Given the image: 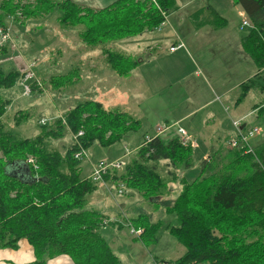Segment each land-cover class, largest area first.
Listing matches in <instances>:
<instances>
[{"label":"trees","instance_id":"16d2710c","mask_svg":"<svg viewBox=\"0 0 264 264\" xmlns=\"http://www.w3.org/2000/svg\"><path fill=\"white\" fill-rule=\"evenodd\" d=\"M233 2L242 6L252 25L242 45L259 70L238 87L237 103L254 91L259 100L253 109L258 111L256 117L263 119L264 0ZM176 8V0H117L97 10L70 0H0V26H6L9 15L19 9L24 19L58 9L60 23L84 24L83 42L89 47L102 44L106 63L123 76L137 66V58L103 47V43L157 30L166 21L165 15ZM202 12L206 14L203 22L209 20L217 24L215 28L227 24L210 0ZM24 19L16 16V22ZM4 52L6 49L0 50V54ZM5 70L0 65V248H18L25 238L35 253V260L27 264H47L62 254L70 256L74 264H121L102 233L105 214L89 207L88 195L99 182L83 173L84 158L75 154L81 151L79 145L88 150L94 144L108 147L122 141L130 131L140 128L141 120L121 109L107 108L99 100L87 99L57 117L54 124L42 125L37 135L19 137L16 131L6 129L2 116L12 103L8 95L23 74L18 69ZM54 76L58 77L56 88L64 85L59 83L63 79L74 80L69 72ZM30 82L35 90V81ZM165 124L173 126L154 134L150 141L143 140L128 159H119L121 167L111 169L103 182L110 178L153 202L168 196L171 186L179 184L174 202L162 209L173 216L167 224L169 233L185 247L176 264H264V137L253 144V152L230 147L225 139L207 156L198 157L195 147L183 143L175 122ZM67 130L74 136L79 131L83 134L64 143V150L54 147L53 142L64 138ZM30 154L37 163L29 162ZM195 164L199 173L188 180L182 172ZM125 218L143 228L140 239L145 244L157 240L162 219L152 221L147 213Z\"/></svg>","mask_w":264,"mask_h":264},{"label":"rangeland","instance_id":"374dc122","mask_svg":"<svg viewBox=\"0 0 264 264\" xmlns=\"http://www.w3.org/2000/svg\"><path fill=\"white\" fill-rule=\"evenodd\" d=\"M28 1L33 2V0ZM21 3L22 2H19V4ZM204 3L205 0H197L195 5L203 6ZM211 4L219 11V13H221L222 17L227 20L228 27L226 28V31L228 34L227 40H222L220 50L213 51L214 47H212L210 51L205 50L204 53L201 54V59L207 62L208 66L211 67L212 62H215L216 66L212 67V69H217L213 74L215 81H212L208 76L206 77L205 73L203 74L211 83L213 82V86L214 84L216 85V80L221 82L220 85L223 83H234L239 81L242 76L246 77V74L251 67H249V65H252L253 67V63L246 53H244L245 58L242 60L241 64L239 59L236 61L232 57L233 55H238L236 52L237 48L235 47L236 42L241 38L242 34L246 33L250 25L248 27L241 25L243 28H239L240 24H242V17L238 14V10L241 9V6H234L232 0H211ZM191 9L192 5L183 11H191ZM59 14L60 11L55 9L49 14H40L33 16L30 19H24L21 9H19L14 15H9L6 26H0L3 34L6 33L8 35V39L4 42V45H0V50L6 49V52L0 54V65L6 69L5 71H9V69H18L23 74L17 86L12 89V92L9 95L8 92L7 94H4L11 97L12 103L8 106L6 112L2 116V121L6 129L16 131L19 137L21 135L32 137L37 135L42 129L43 124H41V119H43V117L47 118V124L49 122L54 124L57 117L60 115L64 116L71 107L87 99H99L107 108H126L132 114H136V116L139 114L142 116L141 109H143L147 114L145 118L150 119L149 122L152 126L147 124V119H145L144 122L141 123L140 128L130 131L124 140L120 142L108 147L94 144L87 150V156L84 158L82 166L85 165V167H88L99 161L108 162L110 160L109 162H111L114 161L111 159L117 156H125L124 159H128V156L135 151L137 146H139L143 140H145L146 135L149 134L152 136L155 134V130L153 129L154 121L152 119L153 113L150 109H147L148 107L146 104L142 106L141 109L139 107L140 85L138 78L131 79L126 77L127 80H124V75L118 76L110 70V76H114L115 79H122L124 84H114V87L112 82H109L107 85L97 84L98 79L104 78L106 75L99 76V73L95 70L93 71L90 67L92 66V60L96 66L98 65L97 68L102 67L103 64L101 61L106 62V56L104 55L101 61L95 59L97 57L95 53L97 52L98 47L102 44H98V47H89L90 45L88 46L82 42L83 40L81 39L83 38L82 35L85 30V25H62L59 20ZM16 16L20 17V20L24 19L26 24H22L21 21L16 22ZM245 18L247 19V17ZM166 19L167 15H165V20ZM32 22L35 23L34 27L31 26ZM236 29L239 31V34L236 32ZM30 31L32 32L31 34H29ZM27 34V40H29V42L22 40L23 37L27 38ZM17 36H19V38H17ZM138 36L139 35L126 36L114 41L108 40L103 43V47L121 50L126 54L136 57L141 52L140 39ZM225 42L226 44L224 45L223 43ZM168 47L169 46L167 45V48ZM192 54L195 61L198 56H196V52H192ZM34 56L38 57L37 63H34V61L30 59ZM236 65H238V67H236ZM29 68L35 75L33 80L36 83V88L35 90L32 88L31 93L25 95L23 93L21 82L23 81L25 70ZM80 68L81 71L79 70ZM67 72L70 73V76L75 81L66 82L63 79L59 83L64 85L61 88H56L54 86V81L58 79V77L55 78L56 76L54 75L66 74ZM79 72H84L83 82H78L77 74H79ZM183 72L184 70L182 68L179 71V75H183ZM175 74H178V72H175ZM88 79L91 80L88 82ZM111 79L112 78H107V80ZM30 81L29 83H31ZM68 82H71V84H67ZM33 84L34 83L32 82L31 87H33ZM173 86L170 91H165L164 93L166 97L171 96L169 99L172 100V105L183 103L187 98L190 102V97H192V94L194 96V92L198 89V85L193 84L192 79L185 86L179 84ZM114 90L115 92H113ZM202 93L206 98L207 92L205 89H203ZM236 93L237 95L240 94L237 91L234 94H228L220 99L218 97L217 99L219 101H217L215 106H220L223 102L225 103V106L231 108L229 114L232 113L233 115H236L238 112V107L236 108ZM254 95L255 93L251 92L239 105V108L243 111L250 110L255 103ZM261 98L263 99V95H261L260 99ZM122 110L127 112V110ZM207 111L208 110L201 112L196 117V120L200 121L203 119ZM255 115L252 114V117L246 120L248 123V129L258 127L260 130L259 135L255 136V139H252V145L264 137V118L259 119L256 118ZM223 116L226 117L227 123L231 128V120L228 119V116L225 113H223ZM231 129L234 131L233 127ZM243 129L246 130L245 127ZM66 132L64 138L53 142L54 145H52L54 147L64 150L66 147L64 143H71L74 138V133L69 130ZM235 134L228 136V139L232 138ZM163 137L166 139L168 138L166 137V134H163ZM197 152L199 157L200 153L198 150ZM0 157H3L1 151ZM27 158H32V163H37V158L35 156L30 154ZM3 160H6V157L3 158ZM91 172L92 171H90V174ZM182 173H185L188 180H192L199 173L198 165L195 164L192 168L184 170ZM171 187L172 192L168 196L157 198L156 202L150 201L148 197H144L137 192H135V195L131 196V193L128 194V192L125 191V188H122L118 182L116 183V186H112V189L110 188L111 194L108 193L109 196L101 197V199H103L102 202L107 206L105 212L109 215L116 213V211L121 215L122 210H124V214L128 218L139 213H147L150 214L152 221L160 219L163 221L157 233V240L146 244L141 242L139 237L134 239L130 236L132 235L130 233V227L127 224V221L125 222L122 219V223H124L122 228H114V226L110 224L108 225L107 231H102V233H105L104 236L108 242H110V246L112 245L111 248H114V252L121 256V260H123L122 264H150L152 256L155 255L169 258L173 261L184 253L185 247L169 233L167 228V224L172 220L173 216L165 214L162 210L165 205L174 202L180 190L179 184L175 183ZM90 195L91 194L88 195L89 201ZM109 197H111L112 200ZM116 201H118L119 205L115 204ZM90 204L93 203L90 202ZM120 217L123 218V215ZM138 227L140 228L141 226ZM129 241H135L136 244L131 245Z\"/></svg>","mask_w":264,"mask_h":264},{"label":"crops","instance_id":"0c3cea01","mask_svg":"<svg viewBox=\"0 0 264 264\" xmlns=\"http://www.w3.org/2000/svg\"><path fill=\"white\" fill-rule=\"evenodd\" d=\"M50 1L63 2L65 0H50ZM70 1L77 5H81L84 7H89L97 10L107 7L113 4L114 2H116L117 0H70ZM207 1L208 0H205L203 6L202 5L197 6L195 5L197 3V0H176L177 8L170 11V13L167 14L166 23L160 29L154 31L147 30L139 34L138 37L140 39L141 52L138 54V56L134 57L137 58L138 64L135 68L131 70V72L128 75H124L125 77L124 80H127V78H131V79L138 78V82L140 85L139 107L141 109L142 106L146 104V106L148 107L147 109H150L151 112L153 113V118H152L154 121L153 129L155 130L158 124H164L167 121L175 122L176 125L183 127L191 135V140L194 144L193 147H195L199 151L200 155L203 156H207L211 148L215 144H217L218 141L228 139V136H232L233 134H235L236 131L232 123L233 120L239 119L242 121L243 126L247 127L248 123L246 122V120L251 118L252 114L254 115L255 113L258 114L257 110L253 109L254 106H252L250 110L243 111L242 109H240L239 105L242 102L237 103V98H238L237 93H236V108L238 107L237 109L238 112L236 115H233L232 113L229 114L231 108L225 106V103L223 102L221 103L220 106H215V104H217V101H219L217 99L218 97L220 99L221 97H225L228 94L231 93L234 94L235 92H237L238 87L244 81L253 77L255 74L258 73L259 70L256 64L254 63L253 59L251 58V56L243 49L242 40L243 37L249 31V27L245 26L248 27V30L246 31V33L242 34L241 38L237 40L235 46L237 48L236 52L238 53V55H233L232 57L236 61L239 59L241 64L242 60L245 58L244 53L248 54L249 56L248 58H250V60L252 61L253 67L252 65H249V67L250 66L251 67L248 73L246 74V77L242 76L240 78L241 80L239 79V81L237 82L230 84L223 83L222 85H220L221 82L216 80V85L214 84V86L212 84L213 82L211 83L208 80V78H206L208 76L212 79V81H215V79L213 78V74L217 71V69H212V67L216 66V64L215 62H212L211 67L208 66L207 62L201 59V54L204 53L205 50L210 51L212 47H214L213 51L220 50L222 45V40H227V34H228L226 31V28L228 27L227 20H226L227 24L222 28L221 27L215 28V26L217 27V24L211 23L209 20L203 22L204 19L202 20V18L203 16H206V14H204L202 11L206 6ZM232 3L234 6L240 5L234 3L233 0ZM191 5H192L191 11H183ZM238 12H239L238 13L239 16H241L243 20L246 17V14L242 6L241 9L238 10ZM198 14L201 15L199 18H198ZM21 23L26 24V22H21ZM31 26L34 27L35 23L32 22ZM239 28L240 29L243 28L241 27V24ZM236 32L239 34V31L237 29ZM31 33L32 32L30 31L29 34ZM26 37L27 38L23 37L22 40L29 42V40H27L28 34L26 35ZM17 38H19V36H17ZM180 42L184 44L182 47L175 49L174 51L170 50L171 46H174L175 44ZM223 44L225 45L226 42ZM167 45L169 46L168 48ZM100 47L101 46L98 47L99 50L97 49V52L95 53L97 55L95 59H98V61H101L104 55L102 52V47L101 48ZM192 52H196V56H198L195 61L193 59ZM30 59L34 61V63H37L38 57L34 56L31 57ZM101 62L103 64L102 67L97 68L98 65L96 66L94 61L93 60L91 61L92 66L90 67V69H93V71L95 70L96 72H98L99 76L106 75V77L104 78H99L97 84L107 85L109 82H112L113 87L114 84H121V83L124 84V81H122V79H115L114 76H110L111 75L110 70L118 76L121 75L117 74L114 70H112V68L106 62L103 61ZM236 67H238V65H236ZM182 68L184 70L183 75H179V71ZM175 72H178V74H175ZM83 73L84 72L82 73L79 72V74H77L78 82L84 81ZM203 73H205L206 77L204 76ZM135 74L138 77H136ZM107 78H112V79L107 80ZM191 79L193 80V84L198 85V89L194 92V96L192 94V97H190V102L189 99L187 98V100H185L183 103L172 105V100L169 99L171 96L166 97L164 94L165 91H170L172 89V86L175 84L185 86ZM90 80L91 79H88V82ZM203 89H205L207 92L206 98L202 95ZM113 92H115V90ZM254 96L256 103L259 100V97L258 94L256 93ZM95 100H99V99H95ZM117 109L127 110L126 108H117ZM205 110L208 111L204 116V118L201 119L200 121H197L196 117ZM127 112L129 111L127 110ZM129 113L132 114L131 112ZM141 113L142 116L140 114L138 116H136V114H132V115L138 117L141 120V123H143L144 120L147 119L145 118L147 114L143 109H141ZM223 113H225L228 116V119L231 120L230 123L231 128L233 127L234 131H232V129L230 128L229 124L227 123L226 117L223 116ZM256 118L259 117L257 116ZM149 120L150 119H147V124L151 125ZM141 144L142 142L140 143V145ZM139 146H137V148ZM124 158L125 156L123 157L117 156L112 158L111 160H118ZM91 166L92 165L88 167H85V165L82 166L83 173L88 177H90ZM112 186L113 187L116 186V183L112 181L110 178L104 182H99L97 185V189L94 192H92L90 195L89 207L99 209L105 214L106 223L103 227L104 231L108 230V225L110 224L114 226V228H118V229L122 228L124 224L122 223V220L124 221L126 219L124 210H122L121 215H119L117 211L116 213H112L111 215L105 212L107 206L105 205V203L102 202L103 199H101V197L107 196L108 193L111 194L110 188ZM120 186L122 188H125V191L128 192V194L131 193V196L136 194L134 191L127 189L124 185L121 184ZM109 198L111 199V197ZM90 202H92L93 204H90ZM115 204L119 205L118 201H116ZM122 215L124 219L120 217ZM104 234L105 233H103V235ZM130 236H132V238L134 239L138 238L134 235H130ZM140 241L143 242L141 239ZM129 242L131 245L136 244L135 241H129ZM117 256L120 258L122 264L123 260H121V256H119V254H117ZM154 258L172 261L169 258L160 257L156 255L152 256L151 261ZM34 260H35V253L33 247L25 238L19 241L18 248H0V264H27ZM176 260H173L172 262ZM47 264H74V262L70 258V256L66 254H62L49 259ZM203 264H210V263L204 262Z\"/></svg>","mask_w":264,"mask_h":264},{"label":"built area","instance_id":"2783aa9c","mask_svg":"<svg viewBox=\"0 0 264 264\" xmlns=\"http://www.w3.org/2000/svg\"><path fill=\"white\" fill-rule=\"evenodd\" d=\"M165 22H162L160 27L158 29H160ZM250 23L249 21L244 18L242 21V26H249ZM8 39V35L5 33L3 34L2 29L0 28V45L3 44L4 42L7 41ZM184 44L182 42L175 44L174 46L170 47V50L174 51L175 49H178L180 47H182ZM34 73L29 69L25 70V75L23 78V81L21 82V85L23 87V93L25 95H29L32 91V87L31 84H29L30 80H33L34 78ZM48 122L47 118L43 117V119H41V124L46 125ZM233 125L236 131V134L229 139L228 144L230 147H243L245 148L246 152H253L254 148L253 145L251 143L252 139H255V136L259 135L260 130L258 127H252L248 129V126L245 127L243 126V123L241 120H234L233 121ZM173 125H167V124H160L157 129H156V134H160L164 131H166L167 129L172 128ZM176 130L177 132L182 136V140L183 143L185 144H191L192 146H194L192 140H191V135L181 126L176 125ZM245 127L246 130H244L243 128ZM246 131V132H243ZM83 134V131H79L78 136H81ZM155 135H147L145 138V141H150L152 139L153 136ZM78 136H74V138L76 139ZM81 151L77 152L75 154L76 158H85L87 156V150L84 149L83 147H81L79 145ZM29 162L32 163L33 159L30 158ZM121 167V163L116 160V161H112V162H107V161H99L97 163H95L93 165L92 168V172H91V178L96 181V182H103V178L104 175H106L107 173H109V171L111 169H115ZM127 224L130 227V233L136 237H140V235L143 233V228H139V227H135L133 226L129 221L127 222ZM150 264H176L175 262L172 261H168V260H163V259H156L154 258Z\"/></svg>","mask_w":264,"mask_h":264},{"label":"water","instance_id":"95a60500","mask_svg":"<svg viewBox=\"0 0 264 264\" xmlns=\"http://www.w3.org/2000/svg\"><path fill=\"white\" fill-rule=\"evenodd\" d=\"M9 169L12 170L13 172L18 173V172H17L18 169H16V168H12V169H11V167L9 166ZM20 175H21V174H20Z\"/></svg>","mask_w":264,"mask_h":264},{"label":"bare ground","instance_id":"6f19581e","mask_svg":"<svg viewBox=\"0 0 264 264\" xmlns=\"http://www.w3.org/2000/svg\"><path fill=\"white\" fill-rule=\"evenodd\" d=\"M251 24V23H250ZM250 26H252V25H250ZM34 79V78H33ZM147 136V135H146ZM146 136H145V138H146ZM145 141V140H144Z\"/></svg>","mask_w":264,"mask_h":264}]
</instances>
